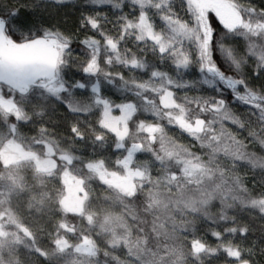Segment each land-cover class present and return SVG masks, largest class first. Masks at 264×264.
<instances>
[{"label":"snow or ice","instance_id":"snow-or-ice-1","mask_svg":"<svg viewBox=\"0 0 264 264\" xmlns=\"http://www.w3.org/2000/svg\"><path fill=\"white\" fill-rule=\"evenodd\" d=\"M24 165L48 264H264V0H0V204Z\"/></svg>","mask_w":264,"mask_h":264},{"label":"trees","instance_id":"trees-1","mask_svg":"<svg viewBox=\"0 0 264 264\" xmlns=\"http://www.w3.org/2000/svg\"><path fill=\"white\" fill-rule=\"evenodd\" d=\"M3 169H0L2 172ZM19 174L25 178V183L30 189V191H24L19 194L12 196L9 202L0 204V212H5L10 210L17 219L22 223L28 225L33 233L37 236V243L40 247L48 250L49 256L51 258V246L48 237V232L52 228V223L47 215L41 216L37 213L34 208L29 206L32 193L39 191H53V185L49 183L45 188H41L37 181L33 179L32 172L27 165H24L19 169ZM111 210L118 215H124L125 210L114 205ZM247 218V217H245ZM132 228L135 230L137 227L143 229L144 232H150L152 226V217L149 215L147 217L143 216L141 211V221L137 223L136 221L129 219L128 221ZM254 227L256 228L255 235L259 236L260 222L259 220L252 221ZM8 230L10 232H16L17 229L14 225H8ZM22 243L19 244H0V264H48L42 257L37 255L31 250L29 242L20 234ZM59 264V262H57Z\"/></svg>","mask_w":264,"mask_h":264}]
</instances>
